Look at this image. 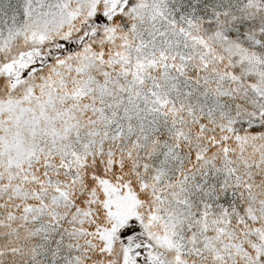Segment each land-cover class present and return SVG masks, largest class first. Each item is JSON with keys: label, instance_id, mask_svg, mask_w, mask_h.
I'll return each instance as SVG.
<instances>
[{"label": "trees", "instance_id": "trees-1", "mask_svg": "<svg viewBox=\"0 0 264 264\" xmlns=\"http://www.w3.org/2000/svg\"><path fill=\"white\" fill-rule=\"evenodd\" d=\"M208 1L198 5V13L211 12L204 7L209 8ZM217 16L203 17L201 34L225 71L213 69L214 82L208 75L185 93L191 105L180 113L188 125L172 115L158 116L154 108L146 109L142 93L135 86H125L128 80L119 72L115 50L103 37L106 28L95 23L94 34L101 36L91 37L95 65L84 71V85L69 87L78 96L79 114L71 132L81 133L74 144L81 159L69 162V168L65 162L37 165L34 161L22 169L0 166V264H122L119 241L111 240L110 253L87 246L102 243L103 232L123 214L131 215L122 222L126 227L128 220L143 222L152 212L148 195L156 179L161 183L157 197L166 198L171 206L177 202L176 209L195 227L210 215L215 234L226 242L224 224L216 225L224 215L247 239L245 247L249 240L262 245L264 232L256 227L264 226V218L257 217L256 211L264 208V110L255 111L226 81L231 74L264 93V50L224 37ZM120 17L116 15L115 20ZM88 27L71 37L76 41L68 50L81 43L80 36L89 34ZM11 51L0 56L1 65L24 52L16 45ZM48 60V70L36 72L19 85L0 74V105L19 102L38 84L56 78L51 69L60 60L59 52L51 53ZM250 65L262 68V73L249 70ZM74 78L72 73L66 81ZM95 111L99 113L94 123L101 126L97 137L90 135L96 129ZM41 204L47 208L42 214L33 210ZM77 228L80 241L71 234ZM77 243L81 247L76 251ZM212 255L221 258L218 251ZM260 260L253 264H264V255Z\"/></svg>", "mask_w": 264, "mask_h": 264}, {"label": "rangeland", "instance_id": "rangeland-1", "mask_svg": "<svg viewBox=\"0 0 264 264\" xmlns=\"http://www.w3.org/2000/svg\"><path fill=\"white\" fill-rule=\"evenodd\" d=\"M204 1L207 3L208 0H0V53L8 54L13 45L22 51L27 50L20 58L0 68V73L11 76L18 85L25 73L50 63L51 53L58 51L60 57L51 69L56 78L40 85L37 91H30L18 103L0 105V166L22 169L35 159L61 164L67 161L69 168L72 160L79 162L81 156L74 144L81 133L71 132L78 112V96L67 84L69 87L74 83L84 85V71L93 66L94 60L85 45V42L91 41L92 35L80 36L81 43L68 50L67 46L76 41L70 36L85 26L95 24V21L101 22V27L110 22L112 24L115 13L130 15L126 13L128 6L132 7V13L127 22L120 24L114 21L111 33L107 31L105 36L113 37L115 54L122 61L121 71L138 81L128 80L125 86H132V83L145 85L149 89L145 107L165 111L158 116L172 115L174 110H187L191 102L180 98V95L182 85L186 90L192 86V80L188 78L192 59L188 56L192 47H198V37H201L198 33L201 17L194 11ZM208 5L209 8L204 7L209 11L224 15L220 23L225 37H235L252 48L264 47V0H217L208 1ZM92 28H89L90 31ZM93 37H97L96 34ZM253 68L255 66L250 67ZM72 73L75 78L65 81ZM229 80L236 90L246 96L255 111L264 110V96L256 88L245 86L234 77H229ZM93 102L95 104V100ZM135 113L140 114V111ZM94 125L96 129L90 135L97 137L101 126ZM109 134L111 136V131ZM160 184V180L156 179L155 188L148 195L152 206L149 223L143 227L134 223L139 231L132 232L123 242L122 264H134L135 260L144 264V256H149L152 261L147 264L218 262L212 251L216 246H223V239H216L211 234L213 220L198 221L200 227L188 222L186 227L181 210L164 213L159 206L162 199L156 197ZM59 187L57 184L58 190ZM62 193L65 191L62 190ZM33 209L40 214L46 211L42 206ZM256 213L264 217V208ZM220 222H225L223 232L229 244L226 250H218L227 258L222 256L223 260L217 264H245L246 257L260 262L261 246L249 240L244 247L247 239L239 236L237 227L230 228L232 221ZM123 227L122 223L116 222L112 229L103 233L102 246L101 243H93L87 248L96 250L102 247L110 253L111 240L121 239ZM71 234L76 241L81 240L79 228ZM140 246L144 247L142 251H138ZM165 250L173 253L172 261L164 253ZM91 253L88 252V255Z\"/></svg>", "mask_w": 264, "mask_h": 264}]
</instances>
